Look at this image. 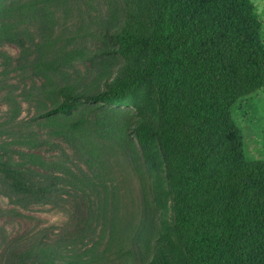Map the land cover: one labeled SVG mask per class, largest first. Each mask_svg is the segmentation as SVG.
I'll use <instances>...</instances> for the list:
<instances>
[{
    "label": "trees",
    "instance_id": "obj_1",
    "mask_svg": "<svg viewBox=\"0 0 264 264\" xmlns=\"http://www.w3.org/2000/svg\"><path fill=\"white\" fill-rule=\"evenodd\" d=\"M68 1L0 0V41L16 40L21 25L54 13ZM124 2L123 19L116 16L106 31L124 62L115 70L105 69L88 87L59 84L51 73L89 58V51L56 41L47 54L43 51L36 67L46 79V91L65 100L39 113L37 120L54 126L56 135H83L89 132L90 119L71 115L79 105H91L99 115L96 134L118 139L129 153L144 193L151 188L135 236L144 264H264V159L246 157L244 134L232 116L239 98L264 86L263 24L256 4ZM25 128L14 144H42L32 126ZM130 129L141 154L128 139ZM8 145L0 143V149L9 150ZM80 149L89 166L84 173L34 152H21L17 165L23 177L25 169L35 166L61 172L54 178L84 190L97 193L98 185L109 189L107 181L113 177L103 171L108 162L100 148L84 141ZM169 194L176 205L172 232L158 230L151 215V205L164 208ZM118 241L122 238L113 237L111 245ZM118 250L125 252L123 242ZM45 256L39 264L97 263L94 255L66 262Z\"/></svg>",
    "mask_w": 264,
    "mask_h": 264
},
{
    "label": "rangeland",
    "instance_id": "obj_2",
    "mask_svg": "<svg viewBox=\"0 0 264 264\" xmlns=\"http://www.w3.org/2000/svg\"><path fill=\"white\" fill-rule=\"evenodd\" d=\"M253 1L264 36V0ZM124 13V0H69L54 13L21 25L16 40L0 41V143L9 144V150L0 149V264H39L47 259L45 253L57 262L94 255L96 264H144L135 236L145 219L144 204L146 198L151 199V188L144 193L129 153L118 139L96 134L99 115L91 105L81 104L71 115L90 119L89 132L83 135H56L54 126L37 120L39 113L65 100L63 95L46 91V79L36 67L43 51L47 54L54 41L58 46L89 51V58L51 73L59 84L86 88L105 69L115 70L124 62L114 51L116 41L106 34L107 26L114 25L116 16L123 19ZM128 109L136 111L133 106ZM232 116L244 134L246 157L264 159V86L239 98L232 106ZM28 125L42 140L39 146L14 144L16 135ZM128 139L141 154L134 130H129ZM84 141L97 144L107 159L103 171L113 177L112 181L108 178L109 189L98 185L97 193L92 188L84 190L69 180L54 178L61 172L35 166L21 176L17 165L21 152L62 160L73 171L87 172L89 166L80 149ZM159 155L169 189L166 158L161 150ZM175 211L172 194L164 208L151 205L158 230L174 231ZM113 237L122 238L124 253L118 250L121 241L111 245Z\"/></svg>",
    "mask_w": 264,
    "mask_h": 264
}]
</instances>
